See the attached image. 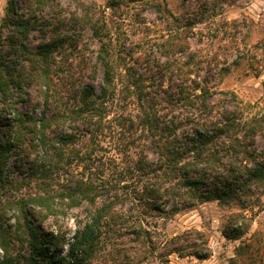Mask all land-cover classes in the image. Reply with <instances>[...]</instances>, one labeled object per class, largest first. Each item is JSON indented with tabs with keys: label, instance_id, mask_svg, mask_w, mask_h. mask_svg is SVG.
Wrapping results in <instances>:
<instances>
[{
	"label": "rangeland",
	"instance_id": "obj_1",
	"mask_svg": "<svg viewBox=\"0 0 264 264\" xmlns=\"http://www.w3.org/2000/svg\"><path fill=\"white\" fill-rule=\"evenodd\" d=\"M83 1L96 6L108 45L106 53L114 71L112 87L116 92L108 116L112 130L105 131L102 146L114 144L112 131L118 130L115 121L119 123L120 117L130 121L138 115L137 97L141 91L151 94L158 109L169 118L184 113L178 107L172 109L168 102L171 94L186 85L208 89L214 104L218 99L215 93H234L250 111L255 107L264 109V0H116L114 6H111L113 0ZM62 2L66 10L74 9L69 0ZM8 3L9 0H0L2 40L10 34V29L4 27ZM16 9L26 12L20 0ZM47 12L38 30L32 31L24 42L32 51L27 54L6 51L8 46L4 43L0 45V57L17 60L19 65L32 70L27 56L34 55L38 46L49 40L43 38L39 29L53 25V13L49 9ZM69 35L72 44L68 41L55 51L56 64L50 66L52 80L55 72L56 92L53 93V83L45 89L42 82L34 79V72L28 74L33 79L27 80L20 90L13 89L8 97L12 115L37 119L46 111L51 117L53 95H60L63 103L73 104L74 91L69 90L72 84L100 89L103 79V71L97 66L100 41L91 38L88 31H70ZM66 78L68 87H65ZM3 115L6 119L10 117L8 112ZM257 142L262 148L264 141ZM135 151V148L129 150L132 159H136ZM111 155L125 161L115 151ZM153 159L150 154L149 160ZM43 165L41 154L17 148L12 150L0 175V222L2 229L15 239L10 249L16 264H40L32 258L38 255L36 250L28 240L20 242L14 229L24 222L20 204L33 197L53 196V165L47 161L44 168ZM110 172L106 171L108 180L112 179L108 176ZM251 198L255 204L248 210H241L239 204L225 205L215 200L179 212L171 207L148 210L138 202L135 206L132 202L117 204L114 211L127 222L139 219L137 226L142 230L135 229L138 235L129 230L120 231L126 225L122 220L113 228L115 232L103 230L101 241L83 264H264V188ZM105 199L98 201L103 203ZM7 202L13 207L9 208ZM31 203L27 208L30 221L49 246L42 260H49L55 251V261L59 264L68 257L69 244L88 219L86 207L56 209L58 213L54 216L52 200L49 210ZM36 211L41 214L33 215ZM227 227H242L245 232L238 240H228L223 235ZM2 255L0 250V261ZM41 264L45 263L41 261Z\"/></svg>",
	"mask_w": 264,
	"mask_h": 264
},
{
	"label": "trees",
	"instance_id": "obj_2",
	"mask_svg": "<svg viewBox=\"0 0 264 264\" xmlns=\"http://www.w3.org/2000/svg\"><path fill=\"white\" fill-rule=\"evenodd\" d=\"M18 1L8 3L4 27L10 29V34L3 40L0 38V45L7 43L6 51L26 54L32 51L25 40L32 31L38 30L48 9L53 13V25L39 29L43 38L49 40L41 43L34 55L27 56L32 70L19 65L17 60L0 57V124H4L0 126V175L12 150L17 148L39 153L44 165L46 161L53 165V196L33 197L20 204L24 222L14 229L20 242L28 240L36 250L38 255H33V259L40 264L41 261L58 264L55 251L49 260H42L49 246L30 221L31 213L27 208L31 202L49 210L52 200L54 216L58 213L56 209L86 207L88 219L69 244L68 257L59 264L65 260L69 261L66 264H83L89 260L101 241L102 231L115 232L113 228L121 220L126 225L121 226L120 231L139 234L135 230H142L137 226L139 219L127 222L114 211L117 204L132 202L135 206L138 202L148 210L162 211L171 207L174 212L212 200L225 205L239 204L241 210L253 207L251 197L264 188V145L262 148L257 145L258 139L264 141V109L255 107L250 111L234 93H215L218 99L214 104L208 89L186 85L179 87L175 95L171 94L168 102L172 109L178 107L184 113L181 117L169 118L161 113L151 94L141 91L137 97L136 120L120 117L119 123L115 121L118 130L112 131L114 144L109 142L111 145L104 147L105 131L112 130V121L108 120L109 105L116 91L112 87L114 71L106 53L108 45L95 4L69 0L74 9L66 10L63 0H20L26 10L20 13L16 9ZM117 2L113 0L111 6ZM70 31H88L91 38L100 41L97 50V66L103 71L100 89L92 85L70 86L66 78L65 87L70 86L69 90L74 91L72 105L63 103L60 95H53L51 117L46 111L37 119L12 115L8 97L13 89L20 90L27 80L33 79L28 78V74L34 72V79L42 82L45 89L53 83V93L56 92L55 72L52 80L50 66L56 64L54 52L68 41L72 44ZM69 77L72 78V74L69 73ZM131 85L138 89L135 84ZM7 112L8 119L3 115ZM131 148L136 150V159L129 156ZM113 151L121 154L125 161L111 155ZM149 152L153 160H149ZM107 170H111L108 174L111 180L106 178ZM0 182L2 185L1 176ZM102 198L106 199L100 203L98 200ZM8 205L13 207V204ZM40 212L33 215L39 216ZM2 228L0 222V250L3 252L0 264H16L17 259L10 249L15 239ZM244 232L242 227H227L223 235L228 240H238Z\"/></svg>",
	"mask_w": 264,
	"mask_h": 264
}]
</instances>
